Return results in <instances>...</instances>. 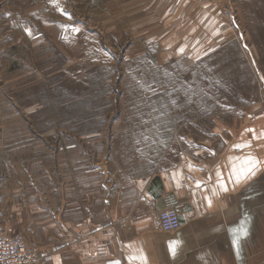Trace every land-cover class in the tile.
I'll list each match as a JSON object with an SVG mask.
<instances>
[{"label":"crops","instance_id":"obj_1","mask_svg":"<svg viewBox=\"0 0 264 264\" xmlns=\"http://www.w3.org/2000/svg\"><path fill=\"white\" fill-rule=\"evenodd\" d=\"M166 8L175 21L161 29L171 24L166 38L171 46L174 35L177 55L240 70L225 77L256 80L258 95L226 109L228 118H210L207 137L182 135L194 152L173 147L164 167L131 182L104 162L90 165L86 135L70 137L65 151L35 154L32 186L0 182V232L23 234L51 255L46 264H264V0H176ZM246 157L255 174L237 182L233 167ZM16 163L23 176L24 158ZM169 196L181 226L164 232L157 212Z\"/></svg>","mask_w":264,"mask_h":264},{"label":"rangeland","instance_id":"obj_2","mask_svg":"<svg viewBox=\"0 0 264 264\" xmlns=\"http://www.w3.org/2000/svg\"><path fill=\"white\" fill-rule=\"evenodd\" d=\"M175 1L0 0V182L32 186L33 156L65 151L74 135L87 136L90 165L131 182L173 147L194 152L182 135L199 141L210 118L256 99V80L225 77L240 70L185 61L174 35L169 46L171 24L161 28Z\"/></svg>","mask_w":264,"mask_h":264},{"label":"built area","instance_id":"obj_3","mask_svg":"<svg viewBox=\"0 0 264 264\" xmlns=\"http://www.w3.org/2000/svg\"><path fill=\"white\" fill-rule=\"evenodd\" d=\"M192 1L200 3L204 0ZM176 205V201L169 196L164 207L157 212L160 229L164 232L175 231L181 226ZM50 260V254L40 253L36 247L26 241L23 234L0 232V264H46Z\"/></svg>","mask_w":264,"mask_h":264},{"label":"snow or ice","instance_id":"obj_4","mask_svg":"<svg viewBox=\"0 0 264 264\" xmlns=\"http://www.w3.org/2000/svg\"><path fill=\"white\" fill-rule=\"evenodd\" d=\"M236 147H240V145H236ZM244 166L240 168L233 167V173L235 175V178L237 182H239L241 179L247 178L250 175H254V168L256 166V162L252 157H246L243 162ZM175 242L170 243V251L173 253L175 252L174 247ZM132 259H136V257H132ZM115 264H119V262H115Z\"/></svg>","mask_w":264,"mask_h":264}]
</instances>
